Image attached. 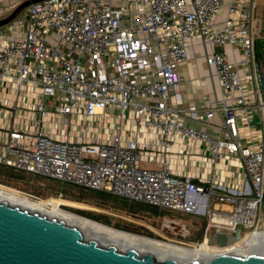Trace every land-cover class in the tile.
I'll return each mask as SVG.
<instances>
[{
  "label": "built area",
  "instance_id": "built-area-1",
  "mask_svg": "<svg viewBox=\"0 0 264 264\" xmlns=\"http://www.w3.org/2000/svg\"><path fill=\"white\" fill-rule=\"evenodd\" d=\"M26 0H0V19ZM258 0H42L0 26V163L264 243ZM199 38L220 94L186 103ZM187 237L191 227L177 217Z\"/></svg>",
  "mask_w": 264,
  "mask_h": 264
},
{
  "label": "water",
  "instance_id": "water-1",
  "mask_svg": "<svg viewBox=\"0 0 264 264\" xmlns=\"http://www.w3.org/2000/svg\"><path fill=\"white\" fill-rule=\"evenodd\" d=\"M42 0H26L8 17L5 25L26 8ZM264 93V79L260 80ZM241 238V228L234 233L215 230L210 244L229 245ZM0 264H179L172 258L158 260L150 253L121 249L87 237L83 230L55 216L30 211L20 205L0 200ZM184 264H264V255L220 254L207 261L190 260Z\"/></svg>",
  "mask_w": 264,
  "mask_h": 264
},
{
  "label": "rangeland",
  "instance_id": "rangeland-1",
  "mask_svg": "<svg viewBox=\"0 0 264 264\" xmlns=\"http://www.w3.org/2000/svg\"><path fill=\"white\" fill-rule=\"evenodd\" d=\"M257 8L258 9L255 17L258 21V24H261L259 37V44H261L262 40H264V0H258ZM206 64H203L201 75L207 74L209 72V66H207ZM30 177L31 181H34L36 183L38 189L45 193L44 196H38L32 190L30 192L21 190L19 188H17V190H19L22 195H25L30 199L36 198V200H43L45 202L44 206L46 207V209H50L52 207L53 204L50 202L52 199H58L61 201L60 207L63 210L76 212L71 208L81 210L84 209L87 213L90 214V216L88 217H90L91 219H94L98 222L100 221L113 228H119L130 233L153 237L166 242L171 241L178 244H181L183 240L198 242L201 238V235L203 234V229L202 232H199L198 228L193 226V222L197 221L203 225L206 221V218L204 216L195 217L189 213H181L173 210H167L170 214H163L160 212H154L151 209H146L138 213L131 214L125 209L121 208L119 202H111L99 197L96 198L87 196L82 201L73 200L75 197L80 196L79 189L74 185L70 184L64 192L56 193V191L51 189L49 185L50 179L47 180L45 178H39L33 174H31ZM0 183L6 187H9L1 181ZM98 203L101 204L98 205ZM174 217H177L179 221L185 222L191 227V234L189 236L182 237L179 234L180 229L178 228V226L172 227L166 225L167 218Z\"/></svg>",
  "mask_w": 264,
  "mask_h": 264
},
{
  "label": "bare ground",
  "instance_id": "bare-ground-1",
  "mask_svg": "<svg viewBox=\"0 0 264 264\" xmlns=\"http://www.w3.org/2000/svg\"><path fill=\"white\" fill-rule=\"evenodd\" d=\"M0 200H7L10 204L20 205L30 211H38L41 214L55 216L76 226L85 232L87 237L96 238L104 244H113L121 249H136L140 253L152 252L158 260L172 258L179 264L190 260L207 261L220 254L238 255H264V243L255 244L242 250H230L226 247H215L212 244L202 243L200 247H186L171 241H163L153 237L130 233L123 229L113 228L102 222L80 215L76 212L63 210L61 201L52 199L50 209H46L43 200L30 199L22 195L19 190L9 188L0 183ZM63 201V200H62ZM64 202V201H63ZM67 202V201H66Z\"/></svg>",
  "mask_w": 264,
  "mask_h": 264
},
{
  "label": "trees",
  "instance_id": "trees-1",
  "mask_svg": "<svg viewBox=\"0 0 264 264\" xmlns=\"http://www.w3.org/2000/svg\"><path fill=\"white\" fill-rule=\"evenodd\" d=\"M260 38L257 39V42L259 41ZM33 174L39 178H45V179H50V187L51 189L55 190L56 193L60 192H64L66 190V188L71 184L76 186L79 189L80 192V196L75 197L73 200L75 201H82L84 200V198L88 197H96V198H103L106 199L107 201H111V202H119L120 203V207L125 209L127 212L129 213H138L142 210H146V209H151L154 212H160L163 214L168 213L167 210L169 209H162L158 206L152 205V204H147L145 202H141V201H137V200H130L121 196H117V195H112L111 193L107 192V191H103V190H94L85 186H78L69 182H62L59 180H55V179H51V178H46L40 174H35V173H28L26 171H21L18 170L16 168H12L6 165H3L0 163V181L3 182L4 184H6L7 186L11 187V188H19L21 190H25V191H34L38 196H44V192L38 189V186L36 185V183L34 181H31V177L30 175ZM101 203H98V205ZM72 210L76 211L78 214L80 215H84L86 217L90 216L89 213H87L84 209H74L71 208ZM170 214V213H168ZM90 218V217H89ZM206 221L204 222V224H200L197 221L193 222V226L198 228V231L204 232V225H205ZM203 234L201 235L202 239ZM200 241V240H199Z\"/></svg>",
  "mask_w": 264,
  "mask_h": 264
},
{
  "label": "crops",
  "instance_id": "crops-1",
  "mask_svg": "<svg viewBox=\"0 0 264 264\" xmlns=\"http://www.w3.org/2000/svg\"><path fill=\"white\" fill-rule=\"evenodd\" d=\"M206 51H210V47L205 46L199 38H196L189 46L191 61L180 67L181 93L186 103L199 100L203 93H209L212 97L221 93L217 78L210 67L207 74L201 75L203 64H206V59H204Z\"/></svg>",
  "mask_w": 264,
  "mask_h": 264
},
{
  "label": "flooded vegetation",
  "instance_id": "flooded-vegetation-1",
  "mask_svg": "<svg viewBox=\"0 0 264 264\" xmlns=\"http://www.w3.org/2000/svg\"><path fill=\"white\" fill-rule=\"evenodd\" d=\"M255 60H256V74L258 75L259 83L261 78L264 79V40L259 44L257 42L255 49Z\"/></svg>",
  "mask_w": 264,
  "mask_h": 264
}]
</instances>
